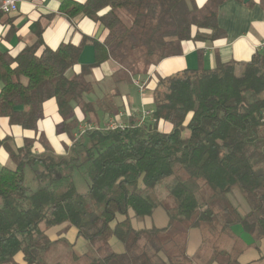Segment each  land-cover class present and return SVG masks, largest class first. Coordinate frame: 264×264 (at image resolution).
Masks as SVG:
<instances>
[{
    "label": "trees",
    "instance_id": "obj_1",
    "mask_svg": "<svg viewBox=\"0 0 264 264\" xmlns=\"http://www.w3.org/2000/svg\"><path fill=\"white\" fill-rule=\"evenodd\" d=\"M226 1L207 0L199 8L194 0H62L61 14L88 19L105 31L104 38L61 42L51 50L38 34L15 56L0 52V118L35 131L44 102L53 99L61 118L56 132L71 142L62 155L47 145L34 153L31 143L14 150L6 140L0 142L14 165L0 167V264H16L18 254L24 264H47L44 259L61 243L45 232L64 223L87 242L113 238L123 247L122 253L103 257L71 251L69 264H191L186 255L191 229L204 231L209 238L203 242L213 244L231 234L234 225L256 239L264 237V52L248 62L218 61L211 70L159 78L150 121L143 125L74 135L80 123L76 109L84 122L97 112L113 115L116 110L106 97L96 105L83 101L92 91L85 77L93 68L112 60L134 78L146 76L150 67L179 55L184 41L221 39L225 33L217 14ZM87 42L94 62L67 77ZM160 123L169 124L170 131H160ZM83 166L88 186L79 194L73 174ZM26 169L38 185L35 191L25 185ZM163 182L174 202L165 211L166 227L134 229L129 213L136 220L151 216L157 207L155 188ZM234 190L248 207L245 215L229 198ZM118 215L124 220L111 227ZM162 233L169 238L153 244ZM142 239L149 248L140 244ZM214 249V260L238 264L217 245Z\"/></svg>",
    "mask_w": 264,
    "mask_h": 264
},
{
    "label": "crops",
    "instance_id": "obj_2",
    "mask_svg": "<svg viewBox=\"0 0 264 264\" xmlns=\"http://www.w3.org/2000/svg\"><path fill=\"white\" fill-rule=\"evenodd\" d=\"M74 1L81 3L84 0ZM194 1L200 8L207 0ZM61 2L62 0H18L17 12L9 15L0 12V52L15 56L25 46L32 45L38 34L41 35L44 45L51 50L56 49L61 42L78 45L82 38L98 41L104 38L105 31L88 19L78 16L70 20L61 14L59 12ZM247 2L249 3L242 2L240 4L229 0L219 7L217 24L224 31V37L205 43L184 41L180 43L181 52L179 55L163 59L157 65L150 67L146 76L142 75L136 78L129 76L130 83L119 82L117 77V80L115 79L114 76L119 67L112 60L104 61L98 67L93 68L85 77V81L92 86V91L88 95L91 94V97L94 98L95 91L102 92L103 90L106 93L102 98H109L116 110L113 115L97 112L94 119L84 122L80 111L76 109L75 116L80 122L77 130L83 126L88 129H104L111 120H115L121 126H128L132 123L139 125L142 112H151L153 108L152 92L159 78H165L184 70H211L215 68L218 61L222 63L228 61L248 62L255 53L264 52V2L262 0H248ZM93 62L94 49L91 43L87 42L80 52L78 64L71 69L74 71L70 77L78 73L82 66ZM239 71L238 67L236 73ZM134 82H137L138 86ZM130 84L136 89V95L131 96L128 87ZM1 87L0 82V89ZM102 98H96L98 101L95 100V102L82 99L96 105ZM148 121L150 118H147L145 123ZM60 122L61 118L57 113L55 101L50 99L43 104V117L38 121L35 131L11 126L6 118H0V142L6 140V144L14 150L23 147L26 142H30L34 153L44 152V147L47 145L56 154L62 155L64 147L70 146L71 142L66 134L56 132ZM167 125L169 124L160 123L158 129L167 133L170 131H165ZM169 128L171 129L170 125ZM10 162L12 161L7 149L0 145V167H7ZM229 198L234 205H237L241 215L248 212V207L238 191H232ZM129 216L130 219H134L131 213ZM145 218L137 221H143ZM61 225L70 227L66 223ZM150 228L162 229L164 227L152 226ZM230 230L231 234L220 238L218 244L207 241V245L210 246L209 251L203 254L199 247L190 248L191 231L197 232V230H189L186 238V255L190 258L191 264H221L219 259L214 260L213 257L216 245L219 250L233 256L238 264H264V237L256 239L246 233L240 225H234ZM45 233L51 241L62 239V237H50L47 232ZM68 233H70V238L75 237L76 242L78 238L76 230L70 227ZM193 237L196 238L195 232H193ZM204 238L201 241L202 245ZM59 248H61L60 245ZM14 260L16 264H24L20 254L16 255Z\"/></svg>",
    "mask_w": 264,
    "mask_h": 264
},
{
    "label": "rangeland",
    "instance_id": "obj_3",
    "mask_svg": "<svg viewBox=\"0 0 264 264\" xmlns=\"http://www.w3.org/2000/svg\"><path fill=\"white\" fill-rule=\"evenodd\" d=\"M114 62V61H113ZM118 67V71L115 74V79L116 77L119 78V82H125V84L130 83L129 76L133 77L130 72L126 71L121 65L117 64L114 62ZM74 70H68L66 72V76L70 77ZM117 80V79H116ZM110 83V82H109ZM129 87V92L131 96L136 95V89L134 86L131 84L128 85ZM100 92V93H99ZM99 92L95 91V97H91V94H85L83 96V99L86 101H91L95 102L96 98L100 99L102 98L106 92L102 90V92L99 90ZM98 101V100H96ZM51 102V101H49ZM165 131H169V125H167ZM188 131L185 130L182 132L183 137L188 136ZM29 141V140H26ZM30 143V142H26ZM10 169H13V164L10 162V165L7 166ZM86 167L83 166L79 170L75 171L73 174V181L76 187V190L79 194H85L87 191V186H88V179L85 174ZM24 177H25V185L31 190L35 191L38 189V185L35 181H33V176L32 172L30 169H26L24 172ZM166 182L161 183L160 185L156 186L155 188V197H156V202H157V207L154 209L152 216L145 218L143 221H137L135 219H130L131 225L134 229H145V228H150L152 226L162 228L165 227L167 224V216H166V209L172 208L174 206L173 200L167 195L165 189H164V184ZM125 216L123 215H118L116 216V220H114L110 226L113 227L115 222L117 221H122L124 220ZM43 228V227H42ZM70 230V227L65 226V225H60L57 227H52L50 229H47L46 232L50 237L53 238H58L62 237V239H59L60 247L55 250L51 256L48 258L46 257L44 260L47 264H54V263H61V264H69L68 261V255L69 253L73 250L77 255H81L83 253H87L89 255L95 256V257H103L109 253H121L122 252V247L120 243L111 238L107 242H87L81 237L77 238V244L75 242V237L70 238V233L68 231ZM196 231H191L190 235V248L194 249L196 247L200 248V251L203 254L206 251H209V245H207V241L202 245L201 241L204 237H207V234L200 230L196 229ZM231 231V230H230ZM193 232L196 234V238L194 239L193 237ZM169 238V234L167 233H162L160 234L154 241L153 244L155 245H161L166 239ZM209 242V241H208ZM141 245H146L148 248L150 247V244H148L144 239L140 242ZM169 248V246H167ZM219 261H223L222 259L218 258Z\"/></svg>",
    "mask_w": 264,
    "mask_h": 264
},
{
    "label": "built area",
    "instance_id": "obj_4",
    "mask_svg": "<svg viewBox=\"0 0 264 264\" xmlns=\"http://www.w3.org/2000/svg\"><path fill=\"white\" fill-rule=\"evenodd\" d=\"M17 2L18 0H0V12L4 15H9V14L17 12L18 10ZM134 83L135 85L138 86L137 82H134ZM147 118H150V112L148 111L142 112L140 120H139V125H143ZM117 127H121V125L118 124L115 120H111L106 124L104 129L114 130ZM87 129L88 128L84 126L79 128L77 132L75 133V138L80 137Z\"/></svg>",
    "mask_w": 264,
    "mask_h": 264
},
{
    "label": "water",
    "instance_id": "obj_5",
    "mask_svg": "<svg viewBox=\"0 0 264 264\" xmlns=\"http://www.w3.org/2000/svg\"><path fill=\"white\" fill-rule=\"evenodd\" d=\"M247 1H248V0H243V3L245 4V3H247Z\"/></svg>",
    "mask_w": 264,
    "mask_h": 264
}]
</instances>
